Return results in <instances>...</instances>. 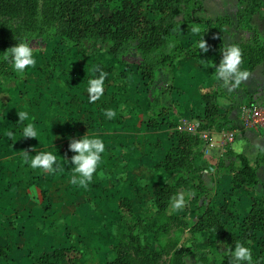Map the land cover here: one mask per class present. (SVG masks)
I'll list each match as a JSON object with an SVG mask.
<instances>
[{
  "label": "crops",
  "instance_id": "0c3cea01",
  "mask_svg": "<svg viewBox=\"0 0 264 264\" xmlns=\"http://www.w3.org/2000/svg\"><path fill=\"white\" fill-rule=\"evenodd\" d=\"M238 1L203 0V11L197 17L213 21L228 16L235 19ZM251 24L250 29L256 27L259 36L264 38V9L254 16ZM199 26L201 32L197 34L191 31L192 25L182 24L175 31L177 41L188 47L205 36L210 44L220 43L221 38L213 28L207 24ZM251 34L252 31L230 27L223 32L222 40L227 46ZM33 54L38 55L41 61L28 70L26 82L34 83L33 87L30 89L26 83L28 89L24 91L19 83L16 84L17 89L12 91L13 97L9 99L5 116L0 118V264H40V256L62 247L77 248L83 253L77 264H103L112 257L113 246L118 241L119 199L129 197L135 202L138 213L150 212L156 189L172 181L180 172H166L158 166L171 146L172 129L166 122L158 128L148 126L149 97L139 89L141 79L136 64L131 60L121 62L105 50L96 62L71 60L76 62L73 68L70 61H66L57 70L45 59L43 49H36ZM44 64L52 66L51 75H41ZM243 67L250 73L249 77L229 91L213 78L214 67L205 68L195 58H181L172 76L163 71L159 73L155 88L171 84L176 90L165 102L168 107L169 101L172 102L169 117L178 120L189 116V120L199 121L205 114L203 95L209 91L219 92L222 112H227L231 120L223 129H236L237 135L234 143L224 147L220 144L222 129L212 130L211 136L218 143L209 155L204 154L203 179L219 204L231 203L232 196H236L244 206H248L259 191L243 188L232 193L230 176L221 172L224 162L229 163L233 159L227 150L238 153L234 145L241 141L244 151L238 154L246 156L252 166H257L260 154L264 153V132L244 129L240 120L241 107L248 105L249 99L255 101L252 105L264 107V64L251 67L246 63ZM101 73L104 74L103 94L91 103L88 82L99 78ZM40 78H45L44 83L39 82ZM49 81H55L53 90L47 89ZM192 95L197 97L196 101L191 99ZM107 110L114 111L115 116L108 118ZM20 111L28 113L29 119L23 123L18 115ZM29 122L34 123L36 138H25L22 134ZM6 131L14 132V136L8 137ZM86 134L100 138L105 151L101 153L102 163L91 181L82 186L72 183L73 176L78 174L73 171L72 157L62 153V146L70 145L72 139ZM39 151L56 154L61 167L55 172L32 169L25 162V153L31 157ZM258 175L264 183V158ZM179 193L186 198L185 191ZM112 195L116 201L113 206ZM175 203L173 199L169 211L185 213L173 210ZM191 210L194 215L195 209ZM187 237L188 234L184 236L185 239ZM216 239V234L201 232L197 246L199 250L206 251ZM103 243L105 248L100 249ZM1 249H4V255ZM95 252L102 260L94 258ZM193 263L194 258L188 260V264Z\"/></svg>",
  "mask_w": 264,
  "mask_h": 264
},
{
  "label": "trees",
  "instance_id": "16d2710c",
  "mask_svg": "<svg viewBox=\"0 0 264 264\" xmlns=\"http://www.w3.org/2000/svg\"><path fill=\"white\" fill-rule=\"evenodd\" d=\"M238 2L235 19L228 16L213 21L197 17L203 11V0H0V117L5 116L9 102L2 96L4 83H17L27 75V70L23 75L13 70L11 57L5 59V52L25 42L33 51L45 49L49 62H61L74 50L85 61L96 62L105 50L121 62L131 60L141 79L139 89L149 97L148 126L158 128L166 122L172 129L171 146L158 166L166 172H180L156 189L150 212L138 213L129 197L119 199L118 241L112 257L103 264H188L191 258L193 264H232L236 242L250 249L254 264H264V183L258 175L264 153L254 167L246 156L227 150L233 159L224 162L221 172L230 176L232 193L247 188L258 190L259 195L248 206L236 196L231 203L219 204L203 179L205 140L199 132L180 129V121L169 117L171 108L165 100L171 95L172 85L155 88L159 73L172 76L181 58H195L203 67H212V63L219 66L221 50L226 46L223 32L230 27L253 32L236 43L242 50L241 68L246 63L251 67L264 64V38L256 27H249L264 9V0ZM182 24H207L221 41L210 44L203 36L185 47L175 36ZM202 38L207 52L198 48ZM218 95L217 90L203 95L205 114L199 120V130L223 129L231 122L228 113L222 112ZM252 103L255 101L251 98L247 104ZM62 153L76 155L68 144L62 146ZM181 190L187 193V212H170V204ZM191 205L197 217L194 222ZM201 232L217 235L206 251L197 246ZM82 256L77 248L62 247L44 253L38 261L77 264Z\"/></svg>",
  "mask_w": 264,
  "mask_h": 264
},
{
  "label": "clouds",
  "instance_id": "9594fccd",
  "mask_svg": "<svg viewBox=\"0 0 264 264\" xmlns=\"http://www.w3.org/2000/svg\"><path fill=\"white\" fill-rule=\"evenodd\" d=\"M191 31L198 34L201 32V28L199 25H193ZM198 48L207 52V43L204 38L199 41ZM221 53L223 59L219 66L216 67L214 63L210 65L215 68L213 78L216 81H222V86L232 91L237 88L242 81L247 80L250 73L241 68L242 50L238 44L225 46L221 50ZM9 56L11 57L13 70L21 75H23L26 70H31L36 62L33 49L30 47V44L25 42H18L16 46L10 48V51L8 50L5 52L4 58L8 59ZM103 83V73H101L99 78L89 80V86L87 88L89 102L94 103L103 94ZM18 115L21 123L29 119L26 111H20ZM106 116L112 118L115 116V112L107 110ZM22 134L25 138H36L37 130L35 129L34 123H27L23 128ZM5 135L11 138L14 136V132L6 131ZM234 148L238 153L243 152V142L241 141L240 144L234 145ZM70 150L78 153L74 155L71 160V163L74 165L73 171L75 174H78V176H73L72 183H79L82 186H86L87 182L91 181L93 173L96 171L98 165L102 163L101 153L105 151L104 143L100 138L86 134L79 139H72ZM25 162L28 163L32 169H40L45 172H55L57 168L61 167L57 161L56 154L51 151H39L36 155L31 157H29L26 152ZM231 256L232 264H254L250 249L240 242H236Z\"/></svg>",
  "mask_w": 264,
  "mask_h": 264
},
{
  "label": "rangeland",
  "instance_id": "374dc122",
  "mask_svg": "<svg viewBox=\"0 0 264 264\" xmlns=\"http://www.w3.org/2000/svg\"><path fill=\"white\" fill-rule=\"evenodd\" d=\"M38 50V49H37ZM44 53H45V49H44ZM44 56H45V59H47V57H46V53L45 54H43ZM70 57H66V59H64V60H62L61 62H57V63H55L54 61H51V63H53L54 64V66H55V68H57V70L59 69H61L62 68V66L61 65H63L66 61L67 62H69L70 64V66L71 67H73V68H75L76 67V62H71V60H80V59H82V57L80 56V54L76 51V50H74L70 55H69ZM44 59V58H43ZM35 60H36V62H35V66H37V65H39V64H41V61H40V57L38 56V55H35ZM41 60H42V58H41ZM79 62V61H78ZM205 68H207V67H205ZM53 69H52V66L51 65H49V64H44V66H43V68L41 69V75H43V76H46V74L48 75H51L52 74V71ZM68 73V72H67ZM69 74V73H68ZM75 73H73V75H74ZM42 76V77H43ZM29 77V71L27 70V75L23 78V79H21L19 82H15V83H8V82H5L4 83V86L1 88V90H2V96H3V98L4 99H11L12 97H13V93H12V91L14 90V92L16 91V84H18L19 85V87L20 88H22V90H26V89H28L27 87H26V83L28 84V86H29V88L31 89L32 87H33V84L34 83H30L29 81L28 82H26L27 81V78ZM47 78V77H46ZM51 78V77H50ZM45 79V78H44ZM43 78H40V80H39V82H42L43 80H44ZM47 80H50V79H47ZM46 80V81H47ZM45 81V82H46ZM42 83H44V82H42ZM25 84V85H24ZM46 85H48V88L47 89H51V90H53L54 89V87H55V81L54 82H52V81H49V83H47ZM59 88V87H58ZM81 88H82V91H84L85 90V87H84V85L83 86H81ZM176 90H174V88H173V90H172V94L175 92ZM84 98H86L87 99V96H85ZM191 99L193 100V101H196L197 100V97L196 96H194V95H192V97H191ZM171 101H169V105L170 106H172V102L170 103ZM196 104H197V102H196ZM169 106V107H170ZM195 107L196 108H199L198 107V105H195ZM189 117V116H188ZM188 117H183V118H185V119H188ZM1 118V117H0ZM183 118H181V119H183ZM195 120H197V119H194V120H191L192 122L193 121H195ZM179 121H180V119H179ZM205 176V175H204ZM205 180L206 181H209V179L208 178H206V176H205ZM224 188L225 189H227L226 187H225V185H224ZM224 191V190H223ZM258 190H256V192H257ZM226 193V192H225ZM257 194L259 195V192H257ZM113 195H112V199H111V201H112V204H111V206H113V205H115V203H116V201H115V197H114V199H113ZM253 199V198H252ZM174 200H176V203H175V205H174V207H173V210H175V211H177V212H179V213H182V212H187V203H186V198H184L183 196H182V194L180 195V193L174 198ZM248 200H250V198L248 199ZM251 202V201H250ZM249 202V203H250ZM177 205H179V206H177ZM191 208H193V209H195V207L193 206V205H191L190 206ZM195 213V212H194ZM196 216H195V214L193 215V214H191V221L192 222H194L195 220H196ZM186 234H188V233H185V235ZM188 237H189V235H188ZM205 240H206V238H205ZM103 248H105V244L103 243V244H101L100 245V249H103ZM94 258L95 259H100V260H102V257L101 256H99L98 254H97V252H95V254H94ZM104 260H106V259H104ZM91 261L92 262H96L94 259H91ZM89 264V263H88Z\"/></svg>",
  "mask_w": 264,
  "mask_h": 264
},
{
  "label": "built area",
  "instance_id": "2783aa9c",
  "mask_svg": "<svg viewBox=\"0 0 264 264\" xmlns=\"http://www.w3.org/2000/svg\"><path fill=\"white\" fill-rule=\"evenodd\" d=\"M240 120L242 128L253 129L264 132V107L259 105H243L240 110ZM199 121H191L189 119H180L179 128L190 133L199 132L201 137L205 140L204 154L209 155L211 151L217 146V141L211 136L212 131L199 130ZM222 139L221 146L226 147L235 142L237 135L236 129H222L220 130Z\"/></svg>",
  "mask_w": 264,
  "mask_h": 264
}]
</instances>
